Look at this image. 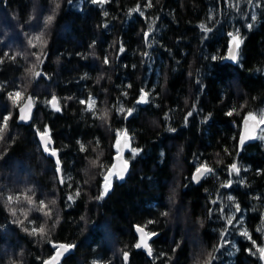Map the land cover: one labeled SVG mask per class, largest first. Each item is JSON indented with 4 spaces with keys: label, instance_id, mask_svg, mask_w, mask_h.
<instances>
[{
    "label": "trees",
    "instance_id": "trees-1",
    "mask_svg": "<svg viewBox=\"0 0 264 264\" xmlns=\"http://www.w3.org/2000/svg\"><path fill=\"white\" fill-rule=\"evenodd\" d=\"M147 4L0 0V122L11 115L0 138V264H43L57 243H78L62 264H124V252L127 264H203L209 253L212 264H262L253 241L264 246V140L243 147L239 156L238 140L244 117L264 111V0ZM138 5L143 15H129ZM237 31L243 43L229 63L222 57L229 33ZM33 65L44 74L37 83L29 72ZM142 89L147 103H138ZM16 91L22 97L14 106L9 94ZM28 95L35 112L23 126L16 112ZM53 96L60 111L48 103ZM89 97L96 101L91 110L80 102ZM45 127L61 162V184L55 159L38 144ZM118 130H126L130 146L140 151L133 157L127 148L125 181L112 178L98 198ZM232 163L239 174H229ZM200 164L214 171L195 185L192 174ZM12 165L29 173L21 178ZM21 181L20 199L9 205ZM228 181L230 187L221 186ZM40 201L50 216L39 210ZM42 225L45 236L29 234ZM134 226L157 234L150 258L135 250Z\"/></svg>",
    "mask_w": 264,
    "mask_h": 264
},
{
    "label": "snow or ice",
    "instance_id": "snow-or-ice-1",
    "mask_svg": "<svg viewBox=\"0 0 264 264\" xmlns=\"http://www.w3.org/2000/svg\"><path fill=\"white\" fill-rule=\"evenodd\" d=\"M93 3H98L103 5L104 3H107L108 0H92ZM225 2H227V0H225ZM249 2H251V0H249ZM151 0H148V4L147 7H151ZM57 7H59V4H57ZM132 12H140L141 15H143V11L140 9V6L138 5L136 8L130 10L129 15H131ZM105 16L108 15L107 12L104 13ZM255 14H253L252 19L255 20ZM53 17L49 16L46 20V23H51ZM252 25H249V28H251ZM201 29L205 32L210 31V28H207L204 25H201ZM151 25H149L148 31L144 32V37L145 40L147 41L149 34L151 32ZM229 35L231 36V42H230V46H229V54L227 57H222V59H230L233 61L237 60V55H238V49L241 45V43H243L239 32L237 31L236 34H232L229 33ZM34 39L36 41L41 42V46H43V43H45L43 41L42 36H36L34 37ZM29 44L33 47H35L36 45L32 43V41H29ZM119 51L122 53L124 52V48L121 45ZM5 56H8V53L4 54ZM144 55H147V53H144ZM11 59H15V57H10ZM213 60H216L217 57L213 56L212 57ZM0 62H3L2 60H0ZM37 62L38 63H42L43 61L40 59V56H37ZM104 63L107 64L109 63L108 58L105 57L104 59ZM36 67L37 65H33V67L31 69H29V72L31 73L33 79L36 78L37 76L42 75V73L37 72L36 71ZM22 97V92L21 91H16L14 93H10L9 94V99H11L13 101V105L16 106L19 99ZM147 98H148V93L145 92L143 89L141 90V96H140V100L138 101V103H147ZM82 104H87L88 109L91 110L94 108L96 101L89 97L88 101H80ZM49 104H51V106L53 107V109L55 111H60V106H59V102L57 101V98L55 96L52 97V99L50 101H48ZM31 105H32V97L29 96L28 97V103L25 105V107L20 108V112H21V116L20 119L21 120H27L29 118V116L27 114H25V108L28 109V112L30 113L31 110ZM193 108H195V106H193ZM121 112H124L125 109L121 108L120 109ZM132 109H128V115H131L132 113ZM232 113L229 112L228 115H231ZM107 111L104 112V114L100 117L101 119H105L107 117ZM188 116L192 115V112H189L187 114ZM11 118V115H5L3 117V121L0 122V138L3 137V134L5 132V130L7 129L8 126V121ZM127 118V117H125ZM185 120H187V117H185ZM245 124L247 125L249 121L253 122V129L254 130H259V134L257 135H242L240 143L241 145L244 144L245 140L247 139H262L264 140V111H261L259 114H254V113H248L245 117ZM169 131H175V129H169ZM38 135L40 136L41 142L44 145V151L45 152H49L50 155L52 156H57L56 150L55 149H50L49 148V144L51 143V139H50V135H49V129L47 127L44 128V130L42 132H38ZM116 149H117V158L121 159L122 163L120 166L119 171H116L115 169L117 168V166L114 164L112 166V168L107 169V174L104 176V188H103V192L101 193L100 197L98 198H103V196L105 194H107V192L109 191V189L111 188V184H112V178L115 177L117 179H123L124 177V173L127 171L128 168V161L127 160H123L122 156H121V151H122V147L123 148H129V150L131 151L133 157L136 156L138 154V152L140 151L137 148H132L130 146V140L131 137H129L128 132L126 130L123 131H117L116 132ZM123 141V144L121 143ZM81 150H83V145H81ZM95 163V162H93ZM56 164H57V168L56 171L57 173H61V167H60V160L59 158H57L56 160ZM214 171L213 168L209 167L207 164H200L197 168H196V172L193 174L192 179L195 181H199L201 177L206 176L210 173H212ZM239 167L237 166L236 163H232L229 167V174L231 175L232 173H236L239 174ZM63 176H61V183H63ZM231 185V181H228L225 184H222V187H230ZM31 191V190H29ZM77 195H79V193L77 192ZM69 200H71L73 197L69 196L68 197ZM20 199V197H14V196H8L7 197V202L9 205H11L14 201H18ZM24 199L27 201V203L29 205H34V201L32 200V197L30 195L25 194ZM229 200H232V197H228ZM51 204H55V201H51ZM39 210L44 211V214L46 216H50L51 215V210L48 209V205L45 204L44 201H40L39 202ZM236 210L240 211L239 206H236ZM211 211V210H210ZM12 215L15 216L16 215V210L13 208L11 209ZM164 215H167V213H164ZM17 224H23V221H19L16 220L14 221ZM233 222V217H228L227 218V223L228 224H232ZM149 223H151V221H149ZM137 232H139L141 234L140 236V240L139 242H137L135 244L136 248H145L147 249L149 255H151V248L149 247L147 241L151 238L152 235H154V233H149L145 231L144 227H137ZM25 231H28V229H25ZM30 235H40L41 237L45 236L47 234V229L42 225L39 228H32L31 231L29 232ZM242 235L248 236L247 231H244L242 233ZM222 238H223V233L221 234ZM249 239H251V237H249ZM54 247H56L57 251L56 254L53 255L49 260L44 261V264H58V261L60 259V257L67 252L70 248L73 247V245H68V244H60V245H53ZM253 246L256 249V252L259 254V259L261 261H264V246H259L256 244L255 241H253ZM251 251V250H249ZM124 256V260H125V264H127V260H128V253L124 252L123 253ZM215 259V256L213 253H209L208 254V259L203 261V264H212V261ZM13 264H15V262H13ZM196 264H201L200 261H197Z\"/></svg>",
    "mask_w": 264,
    "mask_h": 264
},
{
    "label": "water",
    "instance_id": "water-1",
    "mask_svg": "<svg viewBox=\"0 0 264 264\" xmlns=\"http://www.w3.org/2000/svg\"><path fill=\"white\" fill-rule=\"evenodd\" d=\"M229 46H230V45H229ZM228 54H229V47H228V50H227V55H226V57L228 56ZM227 61H228L229 63H234V62H235V61L230 60V59H227ZM37 72L42 73V75L37 76V77L35 78V82H38L41 78L44 77V74H43L41 68H39V69L37 70ZM29 96H31V95H28V96L24 99L23 103L20 105V107L17 109V112H16L17 122H18L20 125H23V126H28V125L31 123L32 116H33V114H34V112H35L34 101H33V98H32V105H31L30 113L28 112V109L25 108V114H27V115L29 116V118H28L27 120H21V119H20V116H21L20 108L25 107V105L28 103V97H29ZM31 97H32V96H31ZM52 108H53V107H52ZM53 110H54V109H53ZM258 132H259V130H254V129H253V122H252V121H249L248 124L246 125V124H245V120L243 119L242 124H241L240 136H239V140H238V156L240 155V153H241L243 147L250 146V145H254V144L257 142V139H247V140H245L244 144L241 145L240 140H241L242 135H257ZM50 139H51V143L49 144V147H51L52 144H53V141H52L51 136H50ZM37 140H38V144H39V146L41 147L42 151H43L45 154H47L48 156H50L51 158L55 159V161H56V160H57V156H52V155H50L49 152H45V151H44V145H43V143L41 142L40 136H38ZM121 143L123 144V141H122ZM126 149H127V148H123V147H122L121 156H122V159H123V160H124V152H125ZM116 150H117V149H116ZM121 163H122L121 159H118V158H117V154H116V156L113 158V164H112V166H113L114 164L117 166V168L115 169L116 171H119L120 166H121ZM111 168H112V167H111ZM128 171H129V168H127V171L124 173V177H123V179H117V178H115V177H114V178L116 179V181H117L118 183L121 184V183H123V182L125 181V179H126V177H127V175H128ZM195 172H196V170L194 171V173H195ZM194 173H193V174H194ZM193 174H192V177H193ZM57 177H58L59 183H61V175H60V173H59V174L57 173ZM204 177H205V176L201 177L199 181H195V180H193V179H192V181H193V183H194L195 185H197V184H199V183L203 180ZM137 227H138V226H134V228H133V233H134V235H135V237H136V243L139 242V240H140V236H141V234H140L139 232H137V230H136ZM145 231H146V230H145ZM156 237H157V234L152 235L151 238L147 241L148 245H149L150 242H152ZM60 244H66V243H57V244H53V245H57V246H58V245H60ZM53 245H52V248L54 249V253H53V255H55L57 249H56V247H54ZM68 245H69V244H68ZM72 245H73V247L70 248L67 252H65V253L60 257V259H59V261H58V264H62L64 260H66L67 258H69L70 256H72V255L74 254L75 249H76V247L78 246V243H76V244H72ZM149 247H150V245H149ZM135 249H136V251H142V252H143L148 258H150L151 255H149L147 249H145V248H143V247H141V248H136V247H135ZM53 255H52V256H53ZM52 256H51V257H52ZM51 257H50V258H51ZM50 258H49V259H50ZM49 259H47V260H49ZM127 262H128V260H127ZM261 262H262V264H264V261H261ZM124 263H125V260H124ZM43 264H44V263H43Z\"/></svg>",
    "mask_w": 264,
    "mask_h": 264
},
{
    "label": "rangeland",
    "instance_id": "rangeland-1",
    "mask_svg": "<svg viewBox=\"0 0 264 264\" xmlns=\"http://www.w3.org/2000/svg\"><path fill=\"white\" fill-rule=\"evenodd\" d=\"M37 71V70H36ZM35 83H37V82H35ZM115 145H116V143H115ZM127 150V149H126ZM125 150V151H126ZM115 151H116V153H115V155H114V157L116 156V154H117V150H116V146H115ZM113 157V158H114ZM112 167V166H111ZM26 167H24V166H22V165H20V166H18V165H12L11 166V169H12V172L14 173V174H16V173H20V177L21 178H25L26 176H27V174L29 173V171H27L28 170V168H26ZM14 176H16V175H14ZM17 178H20V177H18V176H16ZM114 178V177H113ZM23 181V180H22ZM22 181L20 182V187L16 190V192L14 193V196H17V195H19V193L20 192H22V187H21V185H22ZM105 183V182H104ZM28 185H27V189H28ZM8 203V202H7ZM120 259H121V261L123 260V262H124V256H123V254H121L120 255ZM128 263V262H127ZM125 264V263H124Z\"/></svg>",
    "mask_w": 264,
    "mask_h": 264
},
{
    "label": "bare ground",
    "instance_id": "bare-ground-1",
    "mask_svg": "<svg viewBox=\"0 0 264 264\" xmlns=\"http://www.w3.org/2000/svg\"><path fill=\"white\" fill-rule=\"evenodd\" d=\"M41 148V147H40ZM61 184V183H60Z\"/></svg>",
    "mask_w": 264,
    "mask_h": 264
},
{
    "label": "flooded vegetation",
    "instance_id": "flooded-vegetation-1",
    "mask_svg": "<svg viewBox=\"0 0 264 264\" xmlns=\"http://www.w3.org/2000/svg\"><path fill=\"white\" fill-rule=\"evenodd\" d=\"M136 250V249H135Z\"/></svg>",
    "mask_w": 264,
    "mask_h": 264
}]
</instances>
